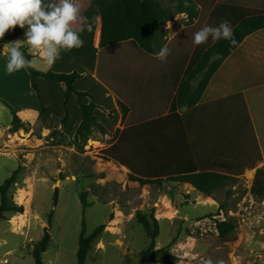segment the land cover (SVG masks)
Instances as JSON below:
<instances>
[{
    "label": "rangeland",
    "instance_id": "1",
    "mask_svg": "<svg viewBox=\"0 0 264 264\" xmlns=\"http://www.w3.org/2000/svg\"><path fill=\"white\" fill-rule=\"evenodd\" d=\"M159 1L173 9L170 0ZM195 1L201 5V9L196 6L195 10L202 23L214 0ZM181 21L184 23L185 19ZM114 51L109 60L117 66L157 62L153 55L130 42L120 43ZM200 55H181L177 61L184 63L191 57V67ZM108 58V52L103 51L100 63ZM2 73L0 64V185L18 169L7 193L17 204L18 193L26 196L21 203L22 215L6 213L7 219L0 221V264H34L31 249L44 230L49 233L50 242L42 253V263L75 264L82 215L85 236L104 225L91 243L84 264H137L149 244L136 219L138 210L147 216L152 213L158 222L155 248L164 247L174 257L149 258L145 264H264V213L244 216L238 210L253 181L251 173L243 179L227 180L209 195L219 209L206 207V195L194 187H181L169 178L140 185L130 180L126 166L106 159L104 150L127 129L120 145L124 153L118 150V154L144 172L149 171V159L159 153L160 143L167 136L159 131L172 123L167 125L161 119L143 122L137 113L121 118L119 108L115 135L102 132L91 121L77 124L52 115L42 119L38 115L40 109L29 116L22 111L32 105L20 93L27 87L23 72ZM198 80L199 77L192 84L196 85ZM249 97L253 100V96ZM1 100L20 111L13 116ZM55 188L57 200L53 205ZM227 191L237 194L228 196ZM82 192L90 204L84 210L80 203ZM227 218L235 227L232 238L223 240L219 238L217 222ZM11 219L16 220L20 229H14Z\"/></svg>",
    "mask_w": 264,
    "mask_h": 264
},
{
    "label": "crops",
    "instance_id": "2",
    "mask_svg": "<svg viewBox=\"0 0 264 264\" xmlns=\"http://www.w3.org/2000/svg\"><path fill=\"white\" fill-rule=\"evenodd\" d=\"M193 1L201 9L200 3ZM79 3L81 15L89 20L92 30L82 33L83 47L62 52L61 56L81 59L96 55L92 75L107 88L115 104L120 100L127 107L126 117L137 113L143 122L161 119L172 112V105L179 84L189 67L190 58L194 54L202 53L212 44L209 39L205 44L194 46L192 37L196 31L206 24L216 26L224 20L234 27L245 16L264 14V0H236V3L214 0L202 23L200 17L189 22L185 13H176L172 19L162 23L165 43L171 49L166 62L157 60L152 63L133 62L117 66L109 60L114 56V47L122 42H133L122 41L101 47L100 13L92 0H79ZM181 19H185V22ZM77 26L78 24L73 25ZM24 38L23 34L16 39ZM27 51L32 55L31 61L35 69L48 70L50 66L46 61L30 49L27 48ZM103 51L108 52L109 58L100 63ZM188 54L191 56L188 61H177L181 55ZM148 55L155 57V54ZM4 63V58L0 57L2 70ZM21 71L27 87L20 93H24L23 96L32 103L31 107L22 111L31 116L37 113L40 106L31 91L26 69ZM4 72L3 70V75ZM174 112L180 116L182 128L174 122L163 132L159 131L167 136L160 143L159 153L149 159V171H157L163 175L161 178H169L195 166L197 172H216L227 176L226 178L243 179L247 173H251V178H254L256 169L264 166V28L248 34L221 62L194 106L176 107ZM164 122L168 125L173 120ZM176 183L181 187L194 189L188 183ZM251 183L252 181L250 185ZM250 185L246 195L242 197L248 203L242 200L238 204V210L244 216L264 213V198L254 199L250 194ZM232 188L235 189L234 186ZM226 193L232 197L237 194L236 191ZM204 200L207 201L206 207L209 209L218 208L210 196H206ZM244 223L248 225L247 222ZM13 227L20 229L21 226L17 224Z\"/></svg>",
    "mask_w": 264,
    "mask_h": 264
},
{
    "label": "trees",
    "instance_id": "3",
    "mask_svg": "<svg viewBox=\"0 0 264 264\" xmlns=\"http://www.w3.org/2000/svg\"><path fill=\"white\" fill-rule=\"evenodd\" d=\"M170 1L174 3L173 9L164 6L159 0H92L101 16L100 46L106 47L122 41H131L142 51L155 54L166 42L165 30L162 28L163 22L172 19L176 13H185L189 22L196 17V6L193 0H187V2L186 0ZM219 1L222 2V0ZM227 1L236 3V0ZM261 28H264V14L245 16L233 27L235 44L221 40L206 48L195 63L186 69L179 84L175 102L172 105V112L161 118V120H173L172 124L177 122L179 127L182 128L181 118L174 112L175 108L194 106L199 101L208 81L221 62L248 34ZM24 31L18 26L14 30H9L5 33L0 44L13 41L23 35ZM21 50L24 52L25 58L31 60L32 55L27 51V48ZM214 56L215 59L211 60ZM95 62L96 55L81 59H69L61 56L46 71L37 70L35 67L26 68L31 91L35 94L40 106L38 115L42 119L52 115L62 120L69 119L77 124L91 121L102 132H114L117 135L116 124L120 118L119 108L122 111L121 118L126 115L128 109L120 100H117L115 104L107 88L92 75ZM197 77H199V80L196 85H193L192 81ZM1 102L10 108L13 116L17 115L15 108H11L3 100ZM126 130H122L117 137V141L104 150L105 158L113 159L126 166L130 170L128 176L130 180L138 181L140 185L161 179L163 175L157 171L144 172L134 166L133 163H129L123 157V154H118V150L123 151L120 149V145ZM17 171L18 169L14 170L12 176L6 178L0 185V221L7 219L6 213L16 214L24 211L23 205L17 204L12 195L7 193L15 181L14 174ZM226 177L216 172H197L194 166L190 170H184L169 176V180L188 183L200 193L209 196L227 180L232 179ZM250 194L257 200L264 198V166L256 169L250 186ZM56 200L57 189L55 188L53 205L56 204ZM80 203L83 210L90 205L86 201L85 192L80 194ZM50 218L51 215L49 214V222ZM136 219L149 238V244L142 251L137 264H145L147 259L158 256L173 259L174 257L166 248H155L159 226L153 214L147 216L138 210ZM103 227V224L98 225L89 235L85 236L86 224L84 215H82L75 264L85 263L91 243L98 237ZM234 227L231 218L218 221L219 238L223 240L231 239ZM49 242L50 235L44 230L41 238L32 246L31 254L34 264H43L42 253L46 251Z\"/></svg>",
    "mask_w": 264,
    "mask_h": 264
},
{
    "label": "clouds",
    "instance_id": "4",
    "mask_svg": "<svg viewBox=\"0 0 264 264\" xmlns=\"http://www.w3.org/2000/svg\"><path fill=\"white\" fill-rule=\"evenodd\" d=\"M74 24L78 26L73 27ZM17 26L25 30V38L0 44V57L5 60L3 70L9 75L34 67L22 48L30 49L51 66L62 52L83 47L82 33L92 30L89 20L81 15L79 0H0V41ZM209 39L212 43L221 40L236 43L234 29L227 20L216 26H202L193 34L192 43L199 46ZM170 54L171 49L165 43L155 53V59L164 63Z\"/></svg>",
    "mask_w": 264,
    "mask_h": 264
},
{
    "label": "bare ground",
    "instance_id": "5",
    "mask_svg": "<svg viewBox=\"0 0 264 264\" xmlns=\"http://www.w3.org/2000/svg\"><path fill=\"white\" fill-rule=\"evenodd\" d=\"M19 194V202H23L24 200H25V196H26V194L25 193H18ZM27 194H29V192L27 193ZM11 224L13 225V226H16L17 225V222H16V220H14V219H11ZM18 228V227H17Z\"/></svg>",
    "mask_w": 264,
    "mask_h": 264
}]
</instances>
